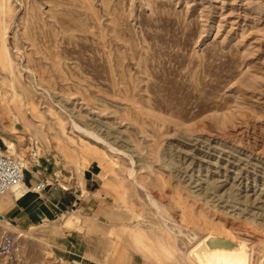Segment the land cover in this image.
<instances>
[{"label":"rangeland","instance_id":"rangeland-1","mask_svg":"<svg viewBox=\"0 0 264 264\" xmlns=\"http://www.w3.org/2000/svg\"><path fill=\"white\" fill-rule=\"evenodd\" d=\"M2 1L14 62L0 65V151L27 166V186L72 197L32 228L7 212L28 230L0 225L17 243L9 264H67L65 233L95 264H158L150 246L191 264L209 237L264 264V0Z\"/></svg>","mask_w":264,"mask_h":264},{"label":"crops","instance_id":"crops-1","mask_svg":"<svg viewBox=\"0 0 264 264\" xmlns=\"http://www.w3.org/2000/svg\"><path fill=\"white\" fill-rule=\"evenodd\" d=\"M37 149L38 155L40 157V148L37 147ZM91 173L95 174V172ZM27 176V178H29V175ZM28 184L30 186L23 184L18 188L12 189L7 195H4L0 199V205L3 206L0 212V215L3 217L2 219L14 225L18 231L22 232H26L28 230L19 229V227L12 222L11 218H6L7 212L9 210H13L15 206H19L15 214H19L20 212L28 213L24 226L32 228L34 227V219H36L38 216L40 219L38 220L37 224L43 225L44 223L51 221L53 217H58V209L63 210L62 207H68V203L72 201V197L60 196L62 194L61 192L57 191L56 188L50 189L49 191L47 190V192H45L49 195H52V197H54L56 200L55 202L50 198H48L47 201H42L40 199V195H42V193H37L34 191V187L38 183L34 185L33 179H28ZM82 184L83 192H87L89 190V182L86 180L83 181ZM64 188L66 189V187ZM17 195L20 196L17 197ZM65 231L68 230H53L52 232L56 234H63ZM56 244L57 245L54 247V249L57 255L60 257V260L67 262V264H87V262L90 264H95L93 261L85 257L86 252L81 249L83 247V241L79 236L75 237L73 233H65L64 235L57 238Z\"/></svg>","mask_w":264,"mask_h":264},{"label":"bare ground","instance_id":"bare-ground-1","mask_svg":"<svg viewBox=\"0 0 264 264\" xmlns=\"http://www.w3.org/2000/svg\"><path fill=\"white\" fill-rule=\"evenodd\" d=\"M3 1H5V0H3ZM3 1L1 2V4H2V13L4 12V6H5V4H3ZM3 20L5 21L6 19L3 18ZM6 30H8V29L3 24L2 19H0V40H1V44H0V65L3 67V69H5V70L7 69L8 72H11L12 71V63L14 61L12 62L11 57H10V52H9V48H8L7 41H6V38H7L6 37ZM20 87H22V86H20ZM17 97H18L17 93L14 92V97L13 98H17ZM33 107H35V106H33ZM3 110L11 111V107L9 105L5 106L3 108ZM4 143L6 144V146L8 147L9 150H14L15 151V144L14 143H12V142H4ZM34 151L35 150H32V152H33L32 153V158L35 159V160H38L39 159L38 151L37 152H34ZM38 184L34 187V191L37 192V193H40L41 191L38 189ZM21 185H23V184H21ZM21 185H19L17 187H14V188H18ZM19 196L20 195H17V197H19ZM2 208H3V206L0 205V212H1ZM2 218L3 217L0 215V225H1V227H5L6 229H10V230L15 228L14 225H12L10 223L8 224V222L3 220ZM78 223H80L78 218L68 219V220H65L64 222H62L60 224V226H57L58 227L57 230L64 231L65 229H70V228L74 229V227H77ZM133 235L135 237V239H134L135 244H139V246L143 245L142 242H144L145 239H146V241L148 240L147 238H144V233L143 232H134ZM195 236L196 235H194V238L197 237V236L196 237ZM198 240H200V239H198ZM192 241H193V239H192ZM200 244H201V246L198 248V250L196 252H194V253L192 252L193 253V257H194V258H192L190 256L191 251L193 249L196 250V247L198 245H200ZM174 245H175V243H174ZM165 248L167 249L168 247H165ZM175 248H177V247H175ZM193 249H191L190 251L188 250L189 252L187 251V256H184L185 258H187L189 263L191 262V264H250V253L247 250L246 245L243 244V243H240V242L239 243H233V242H230L228 240H223V239H221L219 237H209V238H204L201 242L197 243L194 246ZM148 252H149L151 258H155L158 261V264H163V263H160L161 261L158 258V255L160 253L157 254L155 249L153 250L151 248V246H150V248H148ZM179 252L180 251L178 250V253ZM185 254H186V252H185ZM178 255H177V258H178ZM183 260H185V259L183 258ZM108 262H109V260H108ZM116 262H117L116 264H118V259L116 260Z\"/></svg>","mask_w":264,"mask_h":264},{"label":"built area","instance_id":"built-area-1","mask_svg":"<svg viewBox=\"0 0 264 264\" xmlns=\"http://www.w3.org/2000/svg\"><path fill=\"white\" fill-rule=\"evenodd\" d=\"M27 177L25 166L19 159L0 151V199L14 187L26 184ZM47 186L48 181L43 178L38 184V189L41 192H47ZM16 259L17 243L13 235L1 230L0 264L13 263Z\"/></svg>","mask_w":264,"mask_h":264}]
</instances>
